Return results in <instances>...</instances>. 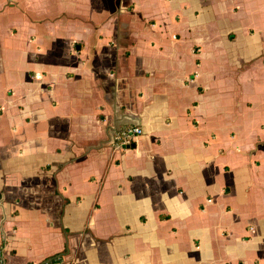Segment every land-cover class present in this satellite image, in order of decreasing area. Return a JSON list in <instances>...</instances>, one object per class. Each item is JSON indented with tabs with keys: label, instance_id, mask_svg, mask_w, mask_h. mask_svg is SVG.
Instances as JSON below:
<instances>
[{
	"label": "crops",
	"instance_id": "crops-1",
	"mask_svg": "<svg viewBox=\"0 0 264 264\" xmlns=\"http://www.w3.org/2000/svg\"><path fill=\"white\" fill-rule=\"evenodd\" d=\"M0 249L264 264V0H0Z\"/></svg>",
	"mask_w": 264,
	"mask_h": 264
},
{
	"label": "built area",
	"instance_id": "built-area-1",
	"mask_svg": "<svg viewBox=\"0 0 264 264\" xmlns=\"http://www.w3.org/2000/svg\"><path fill=\"white\" fill-rule=\"evenodd\" d=\"M143 134V131L139 127H127L112 134L110 144L114 150L126 151L128 150L136 140ZM60 262L59 259L45 260L39 263L33 264H57ZM0 264H6L3 250L0 249Z\"/></svg>",
	"mask_w": 264,
	"mask_h": 264
},
{
	"label": "rangeland",
	"instance_id": "rangeland-1",
	"mask_svg": "<svg viewBox=\"0 0 264 264\" xmlns=\"http://www.w3.org/2000/svg\"><path fill=\"white\" fill-rule=\"evenodd\" d=\"M73 24H72V26H71V31H75V30H77L78 28H79V24L78 25H76V24H74V22H72Z\"/></svg>",
	"mask_w": 264,
	"mask_h": 264
}]
</instances>
